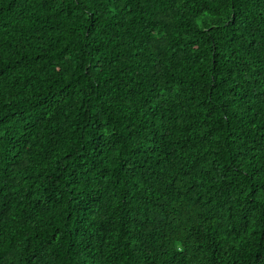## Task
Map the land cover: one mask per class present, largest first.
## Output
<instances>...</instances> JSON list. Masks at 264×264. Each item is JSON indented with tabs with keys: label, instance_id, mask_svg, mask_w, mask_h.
<instances>
[{
	"label": "trees",
	"instance_id": "16d2710c",
	"mask_svg": "<svg viewBox=\"0 0 264 264\" xmlns=\"http://www.w3.org/2000/svg\"><path fill=\"white\" fill-rule=\"evenodd\" d=\"M0 264H264V0H0Z\"/></svg>",
	"mask_w": 264,
	"mask_h": 264
}]
</instances>
